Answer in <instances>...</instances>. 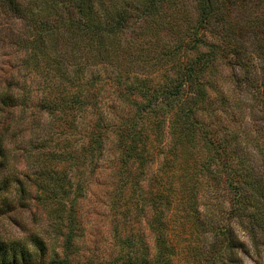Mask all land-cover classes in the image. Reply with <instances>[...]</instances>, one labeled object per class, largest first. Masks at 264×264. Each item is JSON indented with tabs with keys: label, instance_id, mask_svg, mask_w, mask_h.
<instances>
[{
	"label": "trees",
	"instance_id": "1",
	"mask_svg": "<svg viewBox=\"0 0 264 264\" xmlns=\"http://www.w3.org/2000/svg\"><path fill=\"white\" fill-rule=\"evenodd\" d=\"M176 1L0 0L29 32L26 60L46 78L36 106L52 119H37L35 136L15 148L21 131L8 116L30 96L0 88V217L31 203L47 216L25 238L0 242V264H71L84 230L75 206L95 167L110 180L115 261L242 264L250 250L264 261V50L233 24L211 26L222 15L216 0H198L197 24L174 30ZM147 21L172 41L134 34ZM125 34L159 47L158 77L121 64ZM246 98L258 114L250 126L231 111L242 114ZM21 156L32 160L25 175L14 168Z\"/></svg>",
	"mask_w": 264,
	"mask_h": 264
},
{
	"label": "rangeland",
	"instance_id": "2",
	"mask_svg": "<svg viewBox=\"0 0 264 264\" xmlns=\"http://www.w3.org/2000/svg\"><path fill=\"white\" fill-rule=\"evenodd\" d=\"M198 0H177L175 2V10H177L179 16L182 18L176 20L173 24L174 30L178 32L184 29L185 26H193L197 24L198 14ZM218 8L221 11V18L212 21L211 26L216 28H223L227 22L233 24L238 31L245 33L247 39H241L240 41L246 44H254L260 46L264 50V36L262 33L253 34L254 31H262L264 29V0H216ZM220 13V12H219ZM149 21L144 24L137 23L133 26L134 34H142V32L148 33L150 36L158 38V45L166 43V41H172L170 39L169 32L156 31ZM146 25L144 28L143 26ZM142 31H141V30ZM154 29V30H153ZM126 41H129L130 50L127 55L121 58L123 65H127V69L138 78H152L158 77L161 74V66L152 64L156 61L158 56V49L153 45H145L140 38H134L132 41L128 35L123 36ZM30 38L29 32L25 30L22 21L18 20L12 15L5 14V11L0 9V88L10 90L14 94H26L30 96L26 108L22 111L19 109L12 115V118L8 116L11 121L17 124L21 133L16 138L13 146L15 148H24L32 137L35 136L37 129L34 122L37 119L47 117L39 113L37 108V97L41 93L43 87L44 78L43 73L40 72L34 63L27 61V55L29 50L27 48V39ZM205 38L207 41H212V38L218 40V36L205 32ZM137 39V40H136ZM136 40V41H135ZM152 40V39H151ZM135 41V42H134ZM256 61H254L255 63ZM129 65V66H128ZM255 67V66H254ZM253 67V69H254ZM160 69V70H159ZM257 70V68H256ZM236 72L239 73V70ZM257 72V77L259 76ZM230 70L225 68L223 72V78L228 80ZM24 91V93H22ZM111 90H106L105 93H109ZM231 93V91H230ZM244 96V93L239 94L237 97ZM106 103L112 101L111 97L105 94ZM241 104L242 114H239V108L232 107L231 111L236 110V115L239 117L237 123L242 118V124L250 126L253 124V115H258L247 110L245 102L247 98L243 100ZM243 105V106H242ZM238 111V112H237ZM8 119V120H9ZM48 120L52 119L48 116ZM223 123H227L224 117H221ZM220 119V120H221ZM251 122V124H250ZM36 131V132H35ZM37 142H33L32 149L37 147ZM32 164V160L26 156H21L14 161V168L17 172L25 175L29 170V166ZM97 168L95 167L92 173L94 183L89 188L87 196L78 197L75 210L79 217V223L83 230L82 241L79 245L78 253L75 254L71 264H123L122 261H115V258L119 254V246L114 239L113 222L111 216L108 213V198L105 196L109 192V179L107 175L102 177L98 176ZM30 173H34L30 170ZM75 173V172H74ZM33 175V174H32ZM73 184H80V181L73 179ZM34 190V189H33ZM71 200V199H70ZM69 202V201H68ZM36 208L31 203L30 206L25 209L15 208L14 211L0 217V242L13 239L25 238L32 230L38 229L41 225H45L47 216L45 210L39 206ZM81 215V216H80ZM40 217V218H39ZM39 218V219H38ZM39 221V223H38ZM55 243V242H54ZM56 245L53 242L48 243L47 257H50L52 251H56ZM242 264H264L262 258L257 257L252 250L247 255H241Z\"/></svg>",
	"mask_w": 264,
	"mask_h": 264
}]
</instances>
